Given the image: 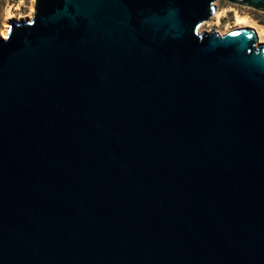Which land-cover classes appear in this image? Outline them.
Segmentation results:
<instances>
[{"label":"water","instance_id":"water-1","mask_svg":"<svg viewBox=\"0 0 264 264\" xmlns=\"http://www.w3.org/2000/svg\"><path fill=\"white\" fill-rule=\"evenodd\" d=\"M215 1L34 0L9 22L0 264H264V43L200 31Z\"/></svg>","mask_w":264,"mask_h":264},{"label":"rangeland","instance_id":"rangeland-1","mask_svg":"<svg viewBox=\"0 0 264 264\" xmlns=\"http://www.w3.org/2000/svg\"><path fill=\"white\" fill-rule=\"evenodd\" d=\"M214 4L216 11L219 12V19L215 17V11L208 21L201 23L200 31H208L212 28L222 34L238 27H252L253 25L264 27V12L248 6L232 4L226 0H216ZM33 7L34 0H0V36L5 28L9 26L10 21L16 20L19 16L26 17L30 13L33 14ZM238 16L247 18L248 23L251 25L242 26L243 23L237 21Z\"/></svg>","mask_w":264,"mask_h":264},{"label":"bare ground","instance_id":"bare-ground-1","mask_svg":"<svg viewBox=\"0 0 264 264\" xmlns=\"http://www.w3.org/2000/svg\"><path fill=\"white\" fill-rule=\"evenodd\" d=\"M32 11H33V9H32ZM31 11V12H32ZM31 14L32 13H30L28 16H26V17H21V16H19V17H17V19L16 20H24V19H28V18H30L31 17ZM215 17H217L218 19H219V12H218V10L216 11V13H215ZM237 21H239V22H241V24H242V26L243 25H251L250 23H248L249 21L247 20V18H245V17H237ZM240 25V24H239ZM200 27V26H199ZM7 28H8V26L5 28V30L1 33V36H0V38H5V36H6V31H7ZM201 28V27H200ZM199 28V29H200ZM252 28H254V30H255V32H256V36H257V41H256V44H260V43H264V27H262V26H260V27H256V26H252ZM220 34V33H219Z\"/></svg>","mask_w":264,"mask_h":264}]
</instances>
